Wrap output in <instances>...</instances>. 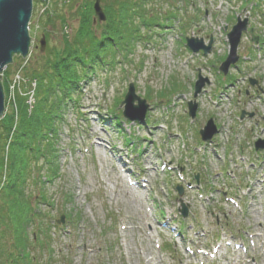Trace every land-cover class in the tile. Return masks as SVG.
Instances as JSON below:
<instances>
[{
  "label": "rangeland",
  "instance_id": "rangeland-1",
  "mask_svg": "<svg viewBox=\"0 0 264 264\" xmlns=\"http://www.w3.org/2000/svg\"><path fill=\"white\" fill-rule=\"evenodd\" d=\"M87 3L92 8L94 0L35 1L28 23V55H15L3 70L7 76L0 78L4 86L1 118L12 117L15 124L16 95H24L18 84L22 68L40 66L44 51L60 48L65 34L77 29L79 13ZM149 4L154 37L136 41L127 62L120 59L112 69H97L81 83L77 103L64 112L55 147L57 171L41 189L51 205L36 202L40 188L27 179L23 203L35 208L36 215L27 226L29 253L17 264H247V257L222 249L211 261L197 253L200 245L224 237L222 230L236 241L244 240L256 264H264V248L252 252L247 236L264 241V186L256 179L264 172V151L253 150V142L264 141V0H150ZM99 5L104 20L97 21L94 12L90 17L98 23L97 29L105 26L108 17L100 1ZM237 17L246 18L247 29L236 48L238 60L221 75L218 66L228 53L226 33ZM248 29L257 42L250 40ZM185 37L202 38L204 45L210 40L209 51L193 53ZM198 72L209 83L195 98L197 108L190 120L186 102L192 99ZM249 79L255 84L250 85ZM128 83L149 108L143 122L122 118L125 121L117 125L114 114L122 111ZM30 84L24 95L28 113L34 104V83ZM242 110L254 112V118L239 122ZM209 118L218 130L205 155L194 147L200 146L198 130ZM162 160L173 169L179 164L186 181L187 166H192L191 171L201 166L208 174L213 171L202 197L175 177L177 169L160 170ZM43 164L38 160V165ZM223 168H230L234 176L227 179ZM139 169L148 178L144 188L131 183ZM237 175L250 184V194L244 198L237 193ZM177 185L182 188L180 197ZM228 186L235 190L232 195L241 211L225 202L221 192ZM178 198L188 204L190 215L179 221L175 232L161 215L169 209L180 215ZM14 234L0 225L4 252L14 251Z\"/></svg>",
  "mask_w": 264,
  "mask_h": 264
},
{
  "label": "trees",
  "instance_id": "trees-1",
  "mask_svg": "<svg viewBox=\"0 0 264 264\" xmlns=\"http://www.w3.org/2000/svg\"><path fill=\"white\" fill-rule=\"evenodd\" d=\"M35 1L32 0V7ZM62 1L72 3L76 0ZM100 2L109 17L103 28L97 29L98 23L92 22L93 10L87 3L85 11L79 13L77 29L72 35L65 34L60 48L44 51L41 57L45 60L40 66L22 68L23 79L18 82V88L25 95L26 88L31 89L30 82L34 83L33 110L28 113L26 96L17 94L15 124L12 117L0 118V225L11 234L15 233V238L11 236L14 251L8 253L0 248V264H17V259L29 253L27 226L36 215V209H29V205L23 203V197L28 195L24 193L28 178L32 185L40 188L36 202L52 204L46 201L41 189L57 171V135L64 122L65 110L71 103H77L81 83L89 80L97 69H112L120 59L127 62L135 42L153 36L150 0ZM60 18L64 23L63 17ZM4 76H7L6 70L2 73ZM114 118L117 125L123 120L121 113H115ZM38 160L44 164L38 165Z\"/></svg>",
  "mask_w": 264,
  "mask_h": 264
},
{
  "label": "water",
  "instance_id": "water-1",
  "mask_svg": "<svg viewBox=\"0 0 264 264\" xmlns=\"http://www.w3.org/2000/svg\"><path fill=\"white\" fill-rule=\"evenodd\" d=\"M100 0H94L92 9L97 18V21L104 20L105 16L99 5ZM32 11V0H0V78L5 67L11 63L14 55L26 58L31 45V37L28 34V23ZM246 18L240 21V18H236L235 24L226 33V40L228 43V53L226 57L220 62L218 70L222 74H226L228 68L235 64L238 60L236 54V48L241 38L242 32L246 30ZM249 34L252 35L251 29L248 30ZM252 41H257V38L251 36ZM203 39L198 37H186L185 44L192 52L202 51L206 54L210 49V40L207 45L203 44ZM40 51L44 50V38L39 41ZM249 84L254 85L255 81L249 79ZM209 83L208 78L201 76L198 72L196 80L192 87V99L187 102L188 116L193 118L196 112L197 104L195 98L201 92L202 88ZM122 106V117L130 122H143L146 111L149 106L145 99L139 97L135 93V88L132 83L127 84L126 92L120 103ZM4 112V92L0 82V118ZM246 112L242 110L240 112V118L244 117ZM248 117H252L253 113L249 112L246 114ZM264 120V119H263ZM216 133V126L213 124L211 118H209L204 126L198 131L200 140L203 142L209 141L212 136ZM264 148L263 140H256L254 142V150ZM197 178V175H195ZM178 197L182 195V188L176 186ZM180 208L179 211L182 217L187 214V204L183 203L181 198H178ZM62 221V217H60Z\"/></svg>",
  "mask_w": 264,
  "mask_h": 264
}]
</instances>
